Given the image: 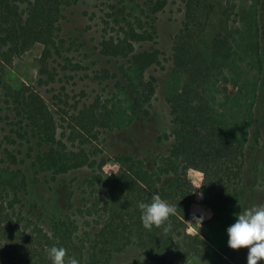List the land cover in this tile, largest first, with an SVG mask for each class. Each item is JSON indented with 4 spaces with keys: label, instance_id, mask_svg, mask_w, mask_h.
Instances as JSON below:
<instances>
[{
    "label": "trees",
    "instance_id": "obj_1",
    "mask_svg": "<svg viewBox=\"0 0 264 264\" xmlns=\"http://www.w3.org/2000/svg\"><path fill=\"white\" fill-rule=\"evenodd\" d=\"M179 1L171 62L182 85L167 99L174 141L150 168L134 155H105L100 139L151 114L157 79L148 72L162 63L158 21L171 0H101L96 50L112 67L96 70L74 61L80 48L64 34L65 13L80 0H0V264H51L53 246L80 264H114L130 248L142 264H210L206 234L187 221L196 191L207 200L238 193L248 143L261 134L264 0ZM37 44L36 85L14 88L15 58ZM81 72L105 94L72 105L64 91L66 100L55 97L62 104L52 107L41 89ZM83 170L89 173L71 191V215L49 229L31 217L28 173L56 181ZM154 194L176 206L167 233L142 225L138 205Z\"/></svg>",
    "mask_w": 264,
    "mask_h": 264
},
{
    "label": "rangeland",
    "instance_id": "obj_2",
    "mask_svg": "<svg viewBox=\"0 0 264 264\" xmlns=\"http://www.w3.org/2000/svg\"><path fill=\"white\" fill-rule=\"evenodd\" d=\"M100 3L101 0H80L77 6L65 13L66 19L63 23L65 36L75 41L80 48V52L73 55L74 61H83V64L92 70L112 67L96 50L101 39L98 20ZM214 3L219 5L222 0H214ZM180 7L179 0H171L170 5L159 15L157 47L163 56L161 65L148 72L157 79V91L151 114L139 117L131 124L126 121L120 128L105 131L100 142L107 156L134 155L145 160L147 165L153 168L157 159L167 155L174 141L167 99L178 93L182 85V77L174 71L171 62L173 37L180 30L183 20ZM219 22V13L216 12L213 24L208 30L210 34L218 27ZM42 51L43 46L37 44L29 52L15 58L13 69L8 74V81L14 88H19L23 83L36 85L38 80L36 60L41 57ZM68 74L67 79L63 78V82L41 89L42 95L52 107L62 104L60 100L63 102L66 100V93L71 97L72 105L77 102L80 104L91 102L98 95L105 94L103 86L97 85L91 76H86L83 72ZM257 120L261 134L258 138L252 136L248 143L245 172L237 188L238 193L209 200L204 196L200 198L197 194L193 195L189 222L193 224L194 230L202 229L206 234L210 264H247L248 249L242 248L237 251L228 247L227 228L235 223L236 214L242 210L254 205H264V100L258 105ZM87 173H89L87 170L73 172L56 181L48 177L35 178L28 173L29 192L26 201L31 217L35 220L40 218L41 224L49 229L54 219L71 215L72 212L68 210L71 191L78 189ZM75 201L78 203L77 198ZM194 216L204 217L203 223L195 225ZM142 263L144 259L135 248L118 255L114 262V264ZM188 264L203 262L194 258Z\"/></svg>",
    "mask_w": 264,
    "mask_h": 264
},
{
    "label": "clouds",
    "instance_id": "obj_3",
    "mask_svg": "<svg viewBox=\"0 0 264 264\" xmlns=\"http://www.w3.org/2000/svg\"><path fill=\"white\" fill-rule=\"evenodd\" d=\"M203 198L202 192H195ZM141 222L145 229L164 226V232L170 230L167 222L176 212V206L161 199L158 194L152 196L150 203L141 202ZM195 225L202 224L204 217H193ZM188 224L193 225L191 222ZM167 225V226H165ZM228 247L231 250L248 249L247 264H261L264 261V205H254L236 214L235 223L227 228ZM67 257V259H66ZM51 264H80L74 256H67V249L53 246L48 250Z\"/></svg>",
    "mask_w": 264,
    "mask_h": 264
}]
</instances>
